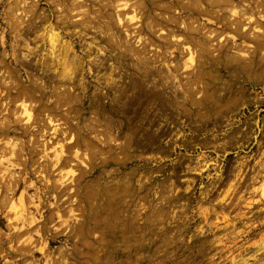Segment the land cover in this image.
Returning a JSON list of instances; mask_svg holds the SVG:
<instances>
[{
  "label": "rangeland",
  "instance_id": "1",
  "mask_svg": "<svg viewBox=\"0 0 264 264\" xmlns=\"http://www.w3.org/2000/svg\"><path fill=\"white\" fill-rule=\"evenodd\" d=\"M263 178L264 0H0V264H264Z\"/></svg>",
  "mask_w": 264,
  "mask_h": 264
},
{
  "label": "bare ground",
  "instance_id": "2",
  "mask_svg": "<svg viewBox=\"0 0 264 264\" xmlns=\"http://www.w3.org/2000/svg\"><path fill=\"white\" fill-rule=\"evenodd\" d=\"M262 182H264V178H263V181ZM262 184V183H261ZM231 186V185H230ZM263 186V185H262ZM232 187V186H231Z\"/></svg>",
  "mask_w": 264,
  "mask_h": 264
}]
</instances>
